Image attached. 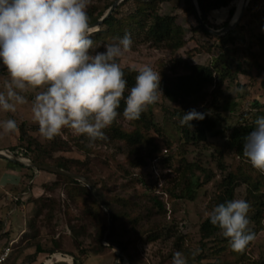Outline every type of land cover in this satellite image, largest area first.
I'll return each instance as SVG.
<instances>
[{"label": "rangeland", "instance_id": "obj_1", "mask_svg": "<svg viewBox=\"0 0 264 264\" xmlns=\"http://www.w3.org/2000/svg\"><path fill=\"white\" fill-rule=\"evenodd\" d=\"M108 1L91 0L89 6H96L95 10L98 11ZM242 1L238 0L235 10L241 6ZM233 4L209 13L208 18L215 25L212 27L224 26ZM131 7L133 5L130 2L125 4L120 8V13L128 12ZM156 8L162 14L175 17L176 22L185 30L186 44L172 53L134 33L131 37V50L119 60L122 67L139 69L149 65L160 74L162 94L158 103L149 106L154 123L149 134V145L130 152L124 143L108 139L107 136L106 139L89 143L86 137L74 135L70 129H64L62 135L46 140L40 136L38 125L31 119L30 102L33 95L29 93V103L18 106L15 114L0 111V121L15 119L18 125L14 133L5 134L0 129V148L10 149L20 143L27 145L28 140L20 139L21 129L24 128L27 135L39 144L53 143L54 157L68 159L72 165L71 171H78L81 175L87 173L95 186L111 199L115 196H131L136 199L149 222L145 224L143 221L142 224L147 226L156 222L168 229L151 239L142 237L137 231L119 232L116 236L128 242L127 250L125 253L122 251L121 256L124 257V264H171L173 253L179 248H189L193 252L199 249L198 254H205L202 261H196L195 264H214L217 256L213 254L214 243L209 241L206 247L203 246L200 225L205 219V211L215 206L219 184L226 174L231 170L243 172L250 180L259 182L262 192V204L257 217L253 216L251 207L248 213L249 228L255 233V239L246 247V252L251 261L264 264V174L255 170L226 145V139L235 125L241 121H252L255 116H264V70L253 61V53L259 48L258 36L264 32L260 19L264 0L249 1L240 22L234 28L236 33L232 39L212 37L197 29L196 13L190 12L186 0H160ZM106 44L102 41L94 43L93 51H104ZM179 58L192 64L211 65L216 79L228 70L226 78L217 89L216 85L206 87L204 99H188L189 107H205L216 120V129L208 133L205 140H184L180 116L177 114L181 104L166 97L162 88L174 78L175 73L182 72L177 63ZM6 78V71L0 73V90ZM116 122L127 128L132 127L123 114L117 117ZM78 141L89 149L80 148ZM151 149L156 152L152 154ZM140 157L143 161L132 165L131 161ZM5 160L0 158V175ZM189 163L211 171L208 181H205L203 171H196L201 186L196 188V198L193 200L177 197L179 188L175 189L182 173H190L186 167ZM38 174L46 177L42 180L37 178L39 194L31 195L24 208H21V204L18 207L15 205L17 196H11L10 199L6 193V189L11 186L3 188L0 183V202H7V205H0V253L3 247H11L9 257L0 264H26V256L35 252L37 243L51 247L54 245L53 240L59 242L63 251L85 258L83 264H115L117 249L105 242L110 228L109 216L108 228L100 242L94 237L100 224L88 210V201L72 198L68 183L58 179L55 173L41 170ZM30 181L28 178L27 182ZM54 182L56 184L52 185ZM248 187L245 182L236 187L233 199H245L248 202ZM154 197L163 201L166 213L157 210L153 204ZM5 220L10 224L8 231ZM137 229L142 227L139 225ZM220 235L223 236L221 232ZM114 236L109 237V241L116 243ZM79 248L88 250L89 255L85 257ZM58 254L61 260L48 253H39L30 264L72 262L70 255ZM225 257L233 259L229 254Z\"/></svg>", "mask_w": 264, "mask_h": 264}, {"label": "clouds", "instance_id": "obj_2", "mask_svg": "<svg viewBox=\"0 0 264 264\" xmlns=\"http://www.w3.org/2000/svg\"><path fill=\"white\" fill-rule=\"evenodd\" d=\"M91 0H0V61L7 72L0 90V111L17 112L29 103L31 119L42 138L52 140L70 129L89 143L106 139L104 130L121 114L138 120L158 103L160 74L149 65L135 69V83L129 88L118 62L132 48L131 35L93 51L95 32L90 24ZM127 91V96L125 92ZM205 114L195 109L184 113L181 126ZM254 129L244 138L243 157L264 174V116L254 121ZM5 134L18 129L15 119L0 121ZM245 199H231L205 211L204 216L218 227L235 252H243L255 239ZM199 249L191 255L195 258ZM171 264H188L184 253H173Z\"/></svg>", "mask_w": 264, "mask_h": 264}, {"label": "trees", "instance_id": "obj_3", "mask_svg": "<svg viewBox=\"0 0 264 264\" xmlns=\"http://www.w3.org/2000/svg\"><path fill=\"white\" fill-rule=\"evenodd\" d=\"M159 1L160 0H123L118 4L109 17L104 20L101 26L95 29L91 39L94 41V43L99 41L114 43L116 42V38L123 37L125 33L130 34L131 37L134 33H137L141 35L145 41L150 42L156 47L167 48L172 53L178 51L186 44L185 30L180 24L176 22L174 16L159 12V10L156 8L157 2ZM114 2L115 0L108 1L103 6H100L98 11L95 10L96 6H89L87 11L90 17V24L101 18ZM129 2L133 5V7H131L126 13H120V8ZM186 2L190 12L195 14V8L192 0H186ZM232 3L234 4L229 9L228 19L223 23V25H226L229 19L233 16L238 0H198L199 9L203 19L207 24L214 27L215 25L212 24L208 18L209 13L213 10L228 7ZM260 19L261 25L264 28V9L261 11ZM197 22L198 24L196 28L202 30L205 34L212 37L232 39L233 35L236 33L235 29H233L226 34L216 36L207 31L200 24L198 19ZM258 46V50L253 53V61L254 64L258 66V68L264 70V32L258 36ZM177 63L182 69V72L175 73L174 78L169 80V83L162 87L163 91L166 97H168L170 100L178 101L181 104V108L177 113L179 114L180 119L183 117L184 113H187L192 109L205 114V118L203 120H192L190 122L192 127L187 125L181 126L180 124L182 135L185 141L190 142L205 140L207 134L213 132L216 129V120L205 107H189L188 99L189 97L194 99H204L203 94L206 87L210 85H216L217 89V87H219L226 78L228 70L227 72H224L222 75H220L218 79H216L214 67L211 65L198 63L192 64L180 58L177 60ZM122 69L124 70L125 78L127 79L128 86L130 88L135 83V76L137 75V72L135 71L136 68L126 66L122 67ZM4 71H6V69L0 71V73ZM127 94L128 93L126 91L125 96H127ZM124 107L125 105L122 100L120 109H118V111L121 113L120 115H122ZM256 119L257 117L255 116L252 121L239 122L232 128L229 136L226 139L227 147L243 160H246L242 154L244 138L254 129V121ZM129 123L132 126L131 128H127L115 121L111 127L104 130L105 136H107L108 139H114L124 143L130 152H133L140 146L149 145L151 142V137L149 135L150 130L151 127L154 126L153 113L150 108L148 107L147 110L141 114L138 120L129 121ZM20 139L28 140L29 143L27 145L20 143L16 146H12L10 149L16 154L28 157L36 162L59 166L67 170L71 169L72 165L68 159L53 156V143L45 145L39 144V142L33 137L27 135L24 128L21 129ZM77 144L80 148L86 150L89 149L79 141ZM33 146H35V148H33ZM33 149H35L34 155ZM151 151L152 154L156 152L154 149H151ZM142 161L143 158L141 157L134 158L131 163L132 165H138ZM186 167L188 173H190L186 174L185 171L182 173L175 187V189L179 188V193L176 195L179 198L193 200L196 198V188L201 186L199 176L196 174V171L201 170L204 172L205 181L210 179L211 171L206 170V168H202L200 165L195 163H189ZM30 170L31 174L29 177L32 178L37 173V170ZM75 173L79 174L78 171ZM82 175L90 179V176L87 173L84 172ZM56 176L58 179L68 183V188H70L69 192L72 198L77 199L78 197L83 198L86 202L88 201V210L96 217L100 224V227L96 229L94 237L101 242L104 237V231L108 228V214L104 211L98 200L93 195L92 191L85 184L62 174H56ZM244 182L249 185L248 198L250 200L248 199V203L251 205L253 216L257 217L262 204L260 198L262 194L260 191V184L257 181L250 180V178L243 172H235L231 170L226 174L219 184L220 190L215 196V206L233 199L236 187ZM93 183L95 184V182ZM55 184L56 182L52 183V185ZM97 191L106 201L108 207L112 211L113 233L111 236L115 234L113 239L121 247L124 253L127 250L128 242L116 236L119 232L126 231L127 233H130L137 231L142 237L146 236L148 239H151L158 237L160 232H163V230L168 231V229H165L163 225L156 222L145 226L146 223H149L147 217L141 212L140 203L131 196H115L111 199L108 195L104 194L100 188H97ZM172 193L173 192L171 190V194ZM17 203L22 204L20 198H18ZM153 204L157 207L159 212H167L163 201L159 198L154 197ZM143 221H145V224H142ZM139 225L142 227V229H137ZM200 232L204 247L207 246L209 241L214 243L212 247L213 254L217 255L214 264H256L255 261L250 260L246 249L243 252L233 251L230 247L228 239L220 235L219 228L212 225L209 219L205 218L202 221L200 225ZM53 242L54 245L51 247H44L40 243H37L35 245V252L26 256L28 259L26 264H30L36 260L37 255L43 252L48 253L51 256L58 253L62 255L68 254L72 257V262L70 264L84 263L85 258H81L78 254L63 251L60 249V245L57 240H53ZM79 249L81 254H84L85 257L89 255V251L85 248ZM178 251L184 253L188 260V264H195L196 261L200 262L205 257V254H198L195 256V258H193L191 255L193 251L189 248H179ZM227 254L232 255L233 259H227L225 257ZM123 259L124 257L121 258V264H124Z\"/></svg>", "mask_w": 264, "mask_h": 264}, {"label": "water", "instance_id": "obj_4", "mask_svg": "<svg viewBox=\"0 0 264 264\" xmlns=\"http://www.w3.org/2000/svg\"><path fill=\"white\" fill-rule=\"evenodd\" d=\"M123 0H115V2L112 4V6L105 12V14L99 18L97 21L91 23L92 26H94L95 29L99 28L101 26V24L104 22V20L109 17V15L114 11V9L118 6L119 3H121ZM250 0H244L243 5L241 6L240 11L238 12V14H236V10L232 16V18L228 21V23L226 25H224L221 28H214L212 26H210L209 24H207L205 22V20L202 17L201 11L199 9V5H198V0H192V3L194 5L195 8V13L197 16V19L199 20L200 24L207 30L209 31L211 34L220 36L223 34L228 33L229 31L233 30L236 25L240 22L243 13L245 12L246 6L249 3ZM4 66L2 64V61H0V71L4 70ZM0 158H4L7 160L12 161L13 163H16L18 165L24 166L26 168L29 169H35L37 171H48V172H52L55 174H62L65 176H68L72 179L78 180L81 183L85 184L93 193V195L95 196V198L98 200V202L100 203V205L102 206V208L108 213L109 216V231L105 237V242L108 245H112L117 249V259L115 264H120V260H121V256H122V250L120 248V246L116 243L110 242L109 241V237L112 233V229H113V214L112 211L110 210V208L108 207L106 201L100 196V194L97 191V187L95 186V184L88 179L86 176H83L81 174H77L71 170H67L65 168L59 167V166H54L51 164H44L41 162H36L33 161L32 159L25 157V156H21L16 154L14 151H12L9 148H0Z\"/></svg>", "mask_w": 264, "mask_h": 264}, {"label": "crops", "instance_id": "obj_5", "mask_svg": "<svg viewBox=\"0 0 264 264\" xmlns=\"http://www.w3.org/2000/svg\"><path fill=\"white\" fill-rule=\"evenodd\" d=\"M30 174L31 170L29 168L13 163L12 161L7 159L5 160V164L1 168V187L6 188L8 187V185L11 186L10 189H6V193L9 194L10 199H12L11 196H17L18 198H20L22 202L21 208H24L27 205V201L31 195L39 194L38 191L40 188L36 182L37 178L39 177L42 180L44 179V177H46L38 174V171L32 178L29 177ZM28 178L29 180H31L30 182H27ZM17 200L15 205L18 207ZM1 203L7 205L6 201L5 203L1 201L0 205ZM5 223L7 227L6 231H8V229H10V224L7 221ZM53 256H57V258H59V254ZM59 260L61 259L59 258Z\"/></svg>", "mask_w": 264, "mask_h": 264}, {"label": "built area", "instance_id": "obj_6", "mask_svg": "<svg viewBox=\"0 0 264 264\" xmlns=\"http://www.w3.org/2000/svg\"><path fill=\"white\" fill-rule=\"evenodd\" d=\"M17 199L18 197L16 198V200ZM10 251H11V247L9 245L2 248V251L0 253V263L7 260V258L9 257Z\"/></svg>", "mask_w": 264, "mask_h": 264}, {"label": "bare ground", "instance_id": "obj_7", "mask_svg": "<svg viewBox=\"0 0 264 264\" xmlns=\"http://www.w3.org/2000/svg\"><path fill=\"white\" fill-rule=\"evenodd\" d=\"M243 3H244V0L242 1L241 6L243 5ZM241 6L236 10V14H238V12L240 11Z\"/></svg>", "mask_w": 264, "mask_h": 264}]
</instances>
